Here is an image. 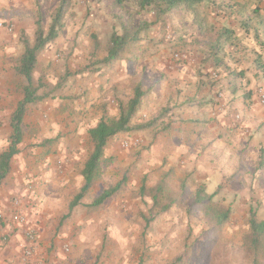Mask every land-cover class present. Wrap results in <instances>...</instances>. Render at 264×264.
<instances>
[{
	"label": "crops",
	"instance_id": "1",
	"mask_svg": "<svg viewBox=\"0 0 264 264\" xmlns=\"http://www.w3.org/2000/svg\"><path fill=\"white\" fill-rule=\"evenodd\" d=\"M7 5L13 11L15 0H8ZM139 17L151 26L142 33L128 62L133 61L136 71L144 69L156 82L145 88L148 93L136 119H150L167 109L162 118L165 122L154 129L158 132L151 139L152 163L194 171L203 183H212L215 178L216 185L223 176H230L232 169L238 167L242 172L247 166L245 156L258 159L260 150H264V109L256 95L259 86L264 88V75L257 67L259 60L264 63V0H203L160 16L148 8ZM13 21L22 31L16 19ZM3 29L0 27V40L6 36L15 41L11 38L15 34L10 37ZM125 62L118 65L120 75L128 71ZM105 79L92 74L84 78L88 91L82 107L90 111L111 106V84L107 85ZM70 102L65 99L60 104L64 107ZM74 115L70 107L63 113L53 110L40 130L36 115L24 116L36 138L59 135L63 140L28 145L23 125L19 151L0 183V232L7 238L0 239V261H19L22 246L29 245L25 228L30 226L36 235L34 257L41 264H143L144 256L150 257L145 264H169L174 256L171 248L181 242L174 241L175 231L164 222L163 217L171 212H162L156 226L151 224L154 220L146 225L145 210L129 206L132 195L141 198L138 181L128 180L119 194L92 206L103 190L94 194L95 182L78 204L70 207L84 183L80 173L83 164L57 163L75 157L79 135L89 129L86 125L84 130ZM4 116L0 115V121H6ZM10 130L8 122L0 125V152L7 146ZM225 194L236 201L235 205L252 199L245 189L230 187ZM245 210L235 209L232 217H245ZM17 213L25 217L26 224L17 221ZM135 214L144 223L135 219ZM130 217L135 219L133 225H128ZM224 229L237 231L236 227ZM129 232L136 238L132 259L122 245Z\"/></svg>",
	"mask_w": 264,
	"mask_h": 264
},
{
	"label": "rangeland",
	"instance_id": "2",
	"mask_svg": "<svg viewBox=\"0 0 264 264\" xmlns=\"http://www.w3.org/2000/svg\"><path fill=\"white\" fill-rule=\"evenodd\" d=\"M7 1L0 0V22H3V25L10 23L12 30L8 31L4 27L1 28H4L5 31L3 32L10 37L15 34L14 37H11L15 41L7 40L6 36L0 40V115H5L3 117L6 119L5 123H9L10 115L15 109L16 103L22 98L24 80L17 71L19 59L24 50L21 36H26L32 42L37 13L40 14L42 27L46 30L50 24L52 11L58 3V0H15V8L12 11L10 10L11 7L7 5ZM116 10L114 0H70L69 8L65 14L64 31L38 54L37 64L32 75L34 85L42 84L38 89V94L42 96V99L29 104L24 116L27 115V118H29L36 115L39 130L49 118V113H53V110L54 112L63 113L69 107L70 109L73 108V112H75L74 120L82 124L83 129L86 125L91 128L102 115L108 117L117 115V102H125L131 96L132 87L136 81L141 82L144 90L147 86H151L156 82L153 77L144 72V69L136 71V67L133 64L131 65L133 61L128 62L133 58L137 43L130 45L123 52L120 59L108 64L100 62L101 58L106 55V47L111 32L118 29V24L112 17V13ZM139 18V15H137L136 19L140 20ZM14 19H16L18 25L22 26V31L18 30L15 21H13ZM171 41L168 43L170 44ZM172 46H175V44ZM123 61H126L123 66L127 67L128 71L126 74L120 75L118 65ZM88 74L96 75L98 79L99 77L101 79L106 78L105 83L107 85L111 84L108 89L110 96L113 97L111 106H106V109L93 108L90 111L82 107V102L86 99L88 91L84 78ZM65 99L71 102L63 107L60 103ZM71 104L76 105L71 108ZM163 109L167 110L166 108ZM158 114L159 112L156 116H151L150 119L146 120L144 117L136 119V115H134L132 124L136 125L154 120ZM163 117L159 118L152 127L118 133L108 141L104 149V156L108 161L102 165L101 177L96 181L95 189L92 192L95 194L108 186L114 185L123 177L125 178L124 183L133 179L141 183V187L137 192L141 198L137 199L136 196L131 194V198L134 200L129 203V206L132 209H143L145 213L149 214L150 208H148V205L152 204V201L146 193L148 189L154 187L164 174H168L166 179L173 190H178L181 180L185 179L187 194L184 201L171 205L166 210L171 213L163 217L164 222L175 231L174 241H181V246L178 244L171 248V254L174 253V256L169 260V264H254L252 262L253 256L244 245L243 240L249 232L248 218L250 211L253 210L258 219H264V150L260 152L258 159L250 157L249 154L246 155L247 166L244 167L242 172L237 169L238 167L232 169L231 175L228 177L223 176L220 184H215V178H212V183H207V181L203 183L197 179L193 173L194 171L187 172L179 167L178 169L175 166L167 168L163 164L152 163L154 156L150 146L151 139L158 132H154V129L162 126L165 122L162 119ZM0 118L2 119V117ZM140 118L141 120H139ZM4 122L1 120L0 125ZM29 122H26L23 118L22 130L24 125L25 134L24 132L23 134L25 139L28 140L26 144L35 145L42 141L52 144L63 140V136L59 135L52 139L43 138L42 135L36 138ZM34 139L37 140L32 141ZM76 145L75 157L71 160L64 158L57 165H60L61 162L64 164L73 162V165L85 162L92 151L88 131L85 130L79 135ZM61 166L63 168V165ZM62 171H64V168L59 169V172L62 173ZM230 182H233V184H229ZM149 183L154 184L151 186ZM200 184L205 186L208 194L215 192L211 199L213 206L220 210L229 209V219L220 228H213L208 224L204 220L201 210L190 208L194 191ZM142 187L145 193L141 192ZM230 187L240 189V191L245 189L252 199L247 202L238 201V205H235L236 201L227 198L225 194ZM122 190L124 192L125 189ZM119 193L120 191H117V194ZM242 208L246 209L244 211L246 213L245 217L241 215L232 217L235 209ZM179 212H181V216H179ZM161 213L153 219L154 221L151 220L153 222L150 221L151 224L156 226L160 221L159 215ZM132 218H129L128 225H133L135 219H140L144 223L138 214H135V219ZM161 222L163 223V221ZM226 226L229 228L236 227L237 231L227 232L224 229ZM182 230L185 234L181 232ZM181 235H183V238ZM135 243L134 233L129 232L126 234V239L122 245L124 249L130 251L129 258L131 259V252L134 250ZM145 251L150 250L145 249ZM142 259V263L145 264L150 257L144 256ZM257 264H264L263 252L260 253Z\"/></svg>",
	"mask_w": 264,
	"mask_h": 264
},
{
	"label": "trees",
	"instance_id": "3",
	"mask_svg": "<svg viewBox=\"0 0 264 264\" xmlns=\"http://www.w3.org/2000/svg\"><path fill=\"white\" fill-rule=\"evenodd\" d=\"M201 1L203 0H114L117 10L112 13V17L116 20L118 29L111 32L106 47V55L101 58L100 62L108 64L120 59L123 52L130 45L136 44L141 39V34L146 32L151 26V22L136 19V16L142 11L152 8L160 16L174 8L187 7ZM69 5L70 0H58L46 30L43 29L41 16L37 13L32 42L26 36H21L24 50L20 56L17 71L24 80L22 98L16 103L15 109L10 115L9 124L11 131L8 137V146L0 152V183L10 170L13 156L19 151L18 145L22 141V122L26 108L29 104L42 99V96L38 94V89L42 84L34 85L32 76L37 64L38 54L64 31L65 14ZM261 45L264 48V43H261ZM257 67L264 75V63L261 60L257 62ZM132 88V94L125 102H117L118 113L115 117L102 115L97 123L88 129L92 151L83 163V168L80 172L84 183L79 192L73 197L70 207L78 204L90 187L101 177L102 165L108 161L104 156V149L113 136L118 133L144 130L152 127L159 118L164 116L166 110L162 109L154 120L136 125L132 124V118L136 114L142 99L148 93V90H144L139 81H136ZM260 151L263 152V150ZM167 176L168 174H164L158 183L146 192L152 201L148 216L143 215L146 225L160 212L166 211L173 204L182 203L185 199L187 194L186 180L182 179L178 190H173L168 184ZM124 182L125 178L123 177L114 185L104 188L94 198L91 205L98 206L102 204L116 193ZM144 191L142 187L141 192L145 193ZM214 194L215 192L208 194L204 185H198L194 191L190 208L201 210L203 218L208 224L213 228H220L229 219V209L220 210L213 206L211 199ZM188 211L190 210L188 209ZM248 229L249 232L243 240L244 245L253 256L252 262L257 264L260 253H264V219H258L253 210L249 213Z\"/></svg>",
	"mask_w": 264,
	"mask_h": 264
},
{
	"label": "built area",
	"instance_id": "4",
	"mask_svg": "<svg viewBox=\"0 0 264 264\" xmlns=\"http://www.w3.org/2000/svg\"><path fill=\"white\" fill-rule=\"evenodd\" d=\"M0 27H4L8 31L12 30V25L10 23H6L5 25H3V22H0ZM169 38H170L169 36L166 37V39H169ZM175 58H180L179 53L175 54ZM256 95H257L260 105L264 109V88L259 86L256 89ZM235 119L238 120L239 115H236ZM16 219L18 222L22 224H26V219L23 215H20L19 213H17ZM25 236H26V240L29 243V245L27 244V245L22 246L21 257L19 261L15 262V259L8 258L7 261L5 262L0 261V264H41V260L34 257L33 245L35 243L36 235H35V231L30 226H27L25 228ZM0 239L2 241H5L7 238L5 235H2L0 232Z\"/></svg>",
	"mask_w": 264,
	"mask_h": 264
}]
</instances>
